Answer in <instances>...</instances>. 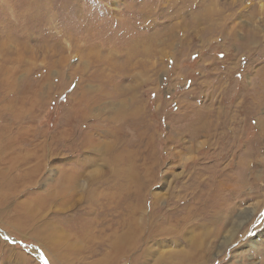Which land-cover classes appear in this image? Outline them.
Returning a JSON list of instances; mask_svg holds the SVG:
<instances>
[{
    "label": "rangeland",
    "instance_id": "1",
    "mask_svg": "<svg viewBox=\"0 0 264 264\" xmlns=\"http://www.w3.org/2000/svg\"><path fill=\"white\" fill-rule=\"evenodd\" d=\"M196 199L264 264V0H0V264H168Z\"/></svg>",
    "mask_w": 264,
    "mask_h": 264
},
{
    "label": "bare ground",
    "instance_id": "2",
    "mask_svg": "<svg viewBox=\"0 0 264 264\" xmlns=\"http://www.w3.org/2000/svg\"><path fill=\"white\" fill-rule=\"evenodd\" d=\"M81 186L80 183L78 182H73L70 184L69 186V192H73V190H76V187H79ZM72 194V193H71ZM229 200V199H228ZM216 202V201H215ZM208 203V200H200L198 202V200L196 199V202L195 204H200V215H196L194 217H192L191 219H195L197 218L198 216H200V220L201 219H204L206 218V221L204 223H200V225H204L205 228L207 227H210L212 224H214L212 226V228H207L206 230H209L207 231L206 233H203L201 235V237L203 235H206L204 238H202L201 240V246H200V250L197 252H193L191 254H186L185 256L183 255H173L171 257H169L166 262L168 264H195L196 261L198 262V256L200 255V257L202 258V256L206 257L209 253H210V250L212 249H215L216 248V241L217 240H222L220 242V245L217 246V247H220V249L222 248H225V247H229L231 246L233 243H234V240L237 236V232L240 228V226L242 225V223H244V221L248 220L250 218V216L252 215V212L249 211V210H244V211H241V213L237 216V217H232L230 216V213L229 214H225V212L223 211H217V209H215V213H211L213 212V206H212V201H209ZM220 203V202H219ZM214 204V203H213ZM221 204V203H220ZM204 205V206H203ZM217 205V204H216ZM224 205V203H223ZM260 205V204H259ZM258 205V206H259ZM195 207V206H194ZM198 207H196L197 209ZM230 208V207H229ZM210 209V210H209ZM231 209V208H230ZM195 210V209H194ZM221 210V209H220ZM228 210V209H225V211ZM253 211V210H252ZM179 212V211H178ZM193 213V212H192ZM191 213V214H192ZM233 213V212H232ZM190 214V215H191ZM199 214V212H198ZM228 215V216H227ZM192 216V215H191ZM210 225V226H209ZM219 225V226H218ZM259 226V225H258ZM188 227V226H187ZM218 227V229H217ZM220 228V229H219ZM222 228V229H221ZM212 229V230H210ZM249 229V228H248ZM129 230V229H127ZM126 230V231H127ZM136 231V230H135ZM129 232V231H128ZM131 232V231H130ZM129 235V233H126V235ZM133 235V234H132ZM244 235V233H243ZM260 235V233H259ZM258 236V238H260ZM131 237V235H129ZM137 236V235H136ZM212 236H215V239H211ZM247 236V234H246ZM261 236L263 237L264 239V235L261 234ZM245 237V236H243ZM123 238V237H122ZM125 238V237H124ZM132 238V237H131ZM254 238V237H253ZM133 239V238H132ZM262 239V238H260ZM127 240V239H125ZM129 240V239H128ZM259 241L260 240H252L250 242V247H253V248H257L259 247ZM123 242V240H122ZM133 242V241H132ZM126 243V242H125ZM125 245V244H124ZM130 245V244H129ZM127 246V245H126ZM219 249V250H220ZM253 251V250H252ZM264 254V253H263ZM179 260H178V259ZM200 261V260H199Z\"/></svg>",
    "mask_w": 264,
    "mask_h": 264
}]
</instances>
